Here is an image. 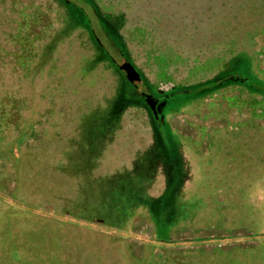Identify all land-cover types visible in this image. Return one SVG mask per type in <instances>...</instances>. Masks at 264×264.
<instances>
[{"label": "rangeland", "instance_id": "rangeland-1", "mask_svg": "<svg viewBox=\"0 0 264 264\" xmlns=\"http://www.w3.org/2000/svg\"><path fill=\"white\" fill-rule=\"evenodd\" d=\"M243 1L0 0V49L17 54L14 65L0 59V145L41 117L27 156L61 137L80 162L67 172L71 160L54 154L56 174L30 193L18 187L11 159L0 157V264H264V111L254 119L247 109L264 97L237 87H252L239 75L264 84V10L256 15L255 1ZM85 15L115 64L130 60L152 94L167 95L159 129L129 86L139 106L123 111L103 152L72 145L68 130L104 110L117 81L97 59L104 53ZM32 32L39 40L30 43ZM31 47L35 59L45 54L33 74ZM10 205L70 224L24 230ZM12 234L24 236L29 259H9Z\"/></svg>", "mask_w": 264, "mask_h": 264}, {"label": "trees", "instance_id": "trees-1", "mask_svg": "<svg viewBox=\"0 0 264 264\" xmlns=\"http://www.w3.org/2000/svg\"><path fill=\"white\" fill-rule=\"evenodd\" d=\"M255 1V6H259L260 8H258L257 10H254L253 12L256 15H260L262 12V10H264V0H254ZM243 2V5L246 6L245 1H241L240 3ZM230 4V0H227V5ZM2 22H5V16L1 17ZM119 37V36H118ZM4 48L2 47V50ZM20 54V52L18 53ZM127 56V55H126ZM22 57V55H21ZM128 57V56H127ZM23 61L22 64L26 65V57H23ZM103 59L101 60L104 65H106V63L108 62L109 67L113 68V73H114V77L115 79H117V81L114 83H117V85L114 87L112 86L111 83V90L110 93L112 92V98L111 100H109L106 104V108L101 111L99 110H91L89 111L90 113L87 115L88 117H86V119L84 120V117L81 118V120H76L74 122V120L72 121L71 125L69 126V132L71 133L70 138H71V144L72 145H78L79 148H88V149H93L94 146H100V147H95L94 149H98L101 148L102 152L103 151H108L111 150V148L109 146H104L105 144L109 145L111 140H112V134L113 131L115 129V126L119 123V117L122 116L123 111L127 108V107H132V106H139V105H135L134 100L136 98H138L142 103L143 100L141 99V97H133L130 95L129 89L128 87L130 86L132 90H135V88L125 79L123 73L121 71L118 70L117 66L115 63H113V61L110 59L108 60L106 57V54L104 52V56L99 55L97 56V59ZM97 59H95L96 61H98ZM111 61V62H110ZM130 61V60H129ZM107 66V65H106ZM108 67V66H107ZM22 69H24V67H21ZM26 74V73H25ZM239 79L242 78L243 81H246L248 83V85H251V88H244V90L246 92L247 89L251 92L250 94H259L262 97H264V84L260 83L259 81H252L250 79H246L245 77H243L242 75H239ZM107 79H105L104 81H107ZM112 80V79H110ZM253 82V85L250 84V82ZM126 84H128V86L126 87ZM22 96H24V98H27V95L25 93H22ZM29 100V98H28ZM73 117V116H71ZM84 120V121H83ZM155 122V120H154ZM30 124V120H26V122L22 125V130L18 131L17 134H15L14 138L10 139L9 141L5 142L4 145H0V157H8L11 159V161L14 163L15 168L17 169V180L16 182L18 183V187L20 184V189L22 188L23 190H29L31 193L32 188L35 186L36 188H41L44 180H46L48 177H52L53 175L56 174L57 171H55V169H53L52 167H50V164H53L51 162H54L53 160V155H58L59 153L62 155V160L65 163V158L67 157V161L68 159L71 160V164L69 162H66V165H69V168L67 169V172L70 171H74V173L77 171L78 169V159L77 157H75L74 155H69L67 153L66 147L65 145L62 143V139L60 137V139H55L52 140L51 138L47 137L44 140V142L42 143L43 145L39 144L35 147H32L33 150L34 149H41V151H43L42 154H40L38 157H28L26 154V149L28 148L27 146H24V144H26V142L28 141V132H29V126ZM155 126L159 129H161V126H159V122L157 121V123L155 122ZM20 128V129H21ZM64 129H67V126L64 124ZM262 130H264V128H262ZM58 137V136H57ZM3 136H1L0 134V139H2ZM20 139L18 142H15V140ZM39 146V147H38ZM19 147V148H17ZM64 147L65 152L60 151V148ZM67 147H71V145H68ZM19 149V151H18ZM40 152V150H39ZM95 154V158H98L96 156H98L99 151H94ZM49 155H51L49 157ZM69 155V156H68ZM88 157H90L89 155H87ZM94 159L93 157H90L88 160ZM26 160H32L31 161V166L29 168H24L23 167V162H26ZM93 162V161H92ZM77 163V164H75ZM80 163V162H79ZM92 164H97V163H92ZM98 166V165H97ZM50 167V169H49ZM101 168V166H100ZM72 169V170H71ZM27 170L29 171L27 174ZM79 170V169H78ZM44 173V174H42ZM42 178H45L43 181L41 180ZM97 178V177H96ZM110 179V175L106 174L105 176H103V184L105 185ZM99 180H101V178L99 177ZM101 185H103L102 183H100ZM25 190V191H26ZM8 211L10 212L11 215H13L14 217H23L24 220L23 222L18 223L17 225H19L20 228H23L24 230H28V228H33V227H37L38 225H40L39 223H44L46 221H49L51 224L53 222H57L59 223L61 226L62 225H66L69 226L70 222L67 221H59L55 220V219H51L49 217H39L38 215H34L29 211H26L24 209L21 208H17L14 207L12 205L7 206ZM33 218V220L30 222H28L27 220H30V218ZM34 222H39L38 224H35ZM72 224V223H71ZM74 224V223H73ZM15 225V224H14ZM16 225V226H17ZM43 228V225H40ZM6 231V230H5ZM4 231V232H5ZM3 232V233H4ZM3 233L1 235H3ZM0 235V237H1ZM8 235V234H7ZM4 236V235H3ZM7 237V236H6ZM23 237L20 235H14L12 234L11 236V241L13 242L14 246L12 248L13 252L11 254V251L7 254L9 259H29L30 255L25 252V249L23 250ZM15 257V258H12ZM15 262V261H14Z\"/></svg>", "mask_w": 264, "mask_h": 264}, {"label": "flooded vegetation", "instance_id": "flooded-vegetation-1", "mask_svg": "<svg viewBox=\"0 0 264 264\" xmlns=\"http://www.w3.org/2000/svg\"><path fill=\"white\" fill-rule=\"evenodd\" d=\"M66 1H68V0H66ZM75 8L77 7L79 10H82V8H81V6H74ZM76 8V9H77ZM85 21H86V24H87V26L90 28V38L91 39H93V41L95 42V44L97 45V46H99L100 48H101V50H102V52L104 53L105 52V54H106V57H107V59L108 60H112L113 61V63H115V59L114 58H112L111 57V55L108 53V51H107V49L105 48V47H103V45H102V43H100V39L96 36H94V35H92V34H94V32H93V29L91 28V22H90V20L87 18V16L85 15ZM38 20H39V18H38ZM36 37V32L35 33H33L32 32V34L30 35V37H29V41H30V43H32V42H35V41H37V40H39L38 38L37 39H34ZM41 40H43V39H41ZM17 41H18V39H11L10 40V43H12L13 45L12 46H15L16 45V43H17ZM7 42V40H5V41H3V43L2 42H0V45L3 47V45H5V43ZM18 44V43H17ZM8 45V44H7ZM6 45V46H7ZM6 50L3 52V51H1V49H0V59L1 60H3V62L6 64V65H11V64H17V62H15L16 61V59H17V54H15V51H14V49H7V48H5ZM16 49H17V47H16ZM31 49H32V51H30V58L32 57V61H30V66H32L31 67V71H32V74L36 71V66H38L37 64H39V63H41V61L43 60L42 58H43V55H45L44 54V52H42V53H39V52H37V56H39V58H37V59H35L34 57H33V52H34V50H33V47H31ZM42 59V60H41ZM41 60V61H40ZM124 60H126V59H124ZM111 62V61H110ZM0 64H1V62H0ZM1 66V65H0ZM41 67V66H40ZM133 86V85H132ZM134 87V86H133ZM221 87V86H220ZM238 88H240V90H244V88L241 86H237ZM225 89V85H224V87H222V88H220L218 91H221V90H224ZM218 91H216V92H218ZM245 91V90H244ZM216 92H213L212 93V95L214 96L215 94H216ZM154 97H156L157 99H158V104H157V109H158V118L157 119H155L154 118V116H153V118H154V120H155V122L157 123V121H160L159 122V126H161V122H162V119L160 118V113H159V105H160V103H162L163 102V100L164 99H166L167 98V95H164V94H159V95H154V94H152ZM252 95V94H251ZM252 97V96H251ZM34 95H31V97H30V99H29V103H30V106H33V104H34ZM249 99L250 100H252L253 98H250L249 97ZM217 102V101H216ZM215 102V103H216ZM261 102V101H260ZM233 103L234 104H237L238 103V105L240 104V105H242V103L244 104V102L243 101H241V99H240V102L239 101H236V100H233ZM245 104L247 105V103L245 102ZM248 104H250V105H247V109L248 110H250V113H251V116H252V118H254L255 119V117H256V115H258V113H261V112H263L264 111V109H262L263 108V105H264V103H262V104H259V102H254L253 100H252V102L251 103H248ZM249 106V107H248ZM62 114H64V111L62 112ZM35 115H32V113H31V120L33 119L34 120V117ZM219 117H220V115H219ZM42 118L40 117V118H38V120L36 119V121L37 122H39L40 120H41ZM261 119H263L264 120V117L262 116V118ZM32 120V121H33ZM249 121V119L248 120H246L245 122H248ZM252 121L253 120H251L250 122L252 123ZM37 122L36 123H31V127L29 128V132H28V139H31L33 136H34V134H35V131H36V125H37ZM242 124V122H238L237 123V125H236V127H241L240 125ZM247 124V123H246ZM262 125H264V123L262 124ZM232 126V125H231ZM230 128V125H229V123H228V126H227V129H229ZM216 132L219 134H221V133H223V131H222V129L221 128H218V130H214V131H211V135L212 134H216ZM38 134H40V133H38ZM226 134H228V133H226ZM211 135H210V140H211ZM237 136H241V132H238V134H237ZM209 140V141H210ZM226 232V231H225ZM169 238H170V236L168 237V239L165 241L166 243H168V240H169ZM164 242V241H163ZM147 244H150V243H147ZM147 244H144V245H147Z\"/></svg>", "mask_w": 264, "mask_h": 264}, {"label": "water", "instance_id": "water-1", "mask_svg": "<svg viewBox=\"0 0 264 264\" xmlns=\"http://www.w3.org/2000/svg\"><path fill=\"white\" fill-rule=\"evenodd\" d=\"M117 68L120 71H123V75L125 79L134 86V88L138 91L139 96L143 100V102L149 108V111L154 116L155 119L158 118V99L152 95V93L146 87V84L143 83L142 78L129 60H124L121 63L116 64Z\"/></svg>", "mask_w": 264, "mask_h": 264}]
</instances>
